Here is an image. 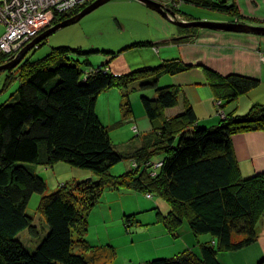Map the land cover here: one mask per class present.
<instances>
[{
    "label": "trees",
    "instance_id": "obj_1",
    "mask_svg": "<svg viewBox=\"0 0 264 264\" xmlns=\"http://www.w3.org/2000/svg\"><path fill=\"white\" fill-rule=\"evenodd\" d=\"M156 1L172 10L179 4L181 12L183 4H191L234 19L243 17L236 2L230 0ZM82 8L59 14L54 22L72 17ZM155 45L137 40L116 52L65 45L38 60L26 59L28 52L9 69L5 86L17 80L19 86L0 105V264H99L93 257L98 246L85 237L89 214L108 189L164 198L170 209L167 213L160 210L159 220L176 239L187 226L196 236L209 234L214 239L199 243L198 252L188 248L170 258L142 264H224L221 253L257 241L264 216V173L243 177L233 136L264 130V104H254L245 114L219 112L221 121L211 127L199 124L187 99L183 111L170 115L169 110L180 103V89L173 84L162 85L161 79L187 71L191 65L173 59L123 74L108 68L111 59L122 51ZM95 53L110 55L111 59L95 65L91 59ZM12 59L11 54H1L0 65ZM205 70L224 106L261 84L257 77L237 73L223 76L210 68ZM113 87L123 92L125 118L134 115L129 88L141 94L152 130L136 149L118 150L110 130L121 123L106 126L98 114L101 93ZM155 157L162 160L158 168L153 165ZM125 159L133 160L134 167L113 174V166ZM59 163L87 169L92 178H71L48 192V181L37 168L48 169ZM35 193L42 195L38 208L49 232L30 252L18 236L26 229L32 235L38 233L34 217L27 211ZM141 212L126 213L125 221L141 223L137 221ZM256 264H264V257Z\"/></svg>",
    "mask_w": 264,
    "mask_h": 264
},
{
    "label": "crops",
    "instance_id": "obj_2",
    "mask_svg": "<svg viewBox=\"0 0 264 264\" xmlns=\"http://www.w3.org/2000/svg\"><path fill=\"white\" fill-rule=\"evenodd\" d=\"M230 1L236 2L241 15H243L242 19H234L230 15L229 17H205L204 19L219 22H232L238 20L237 22L264 26V0ZM153 15L159 16V14L154 13ZM187 20L190 21L192 19ZM160 36L164 37L158 38L167 39H159L160 41L158 42L151 39L142 40H149L156 44L153 46L156 49V52L152 53V60H157V63L151 62V59L147 58L138 61V63L132 61L128 57L129 54H127L126 50L119 53L113 59L110 58L111 63L108 67L109 70L115 74H123L134 70L135 64L139 65L148 61L149 63L144 66H156L165 60L173 59H178L187 65H191L192 67L187 71L176 75H170V78L165 75L162 79L167 81L165 84H173L178 86L180 89L179 105L181 103L183 104L178 111H174L173 113L183 111L184 101L187 99L195 109L199 124L208 127L219 124L222 117L216 105V101L219 98L210 83L213 81V78L210 77L205 68H210L223 76L237 73L257 77L261 80L259 87L242 95L233 103L224 106L225 112L245 114L254 104H264V61L262 59V56L264 55V35L248 32L215 30L202 27H182L180 30H176L171 27L167 29V31L160 33ZM109 60L106 59L100 65ZM122 94V90L118 87H113L101 93L99 100L103 97L107 107H105L104 111H102L103 115H101V112L98 109V114L102 122L109 127L114 126L115 123H121L115 127L118 128L122 126L124 121L133 122L134 131L138 133V137H143V135L152 130V125L138 101V94L132 93L131 95L134 106V115L127 118L124 117L121 109ZM177 107L173 109H176ZM233 143L243 177H251L258 173H264V130L236 134L233 136ZM141 145L142 142L132 149H136ZM59 165L60 164H56L51 168L57 169ZM51 168L46 170H50ZM129 169H131V167H128V170ZM71 171L73 172L71 178L83 179L85 176L91 175L89 172H81L79 170H74V168H71ZM113 171L115 173L120 172L119 170H115V168H113ZM130 192L132 191H111V194L106 196V201H109L110 197H113L116 201L124 203L125 201L121 200L123 195ZM123 203L121 204L122 211L120 213L122 215H125L126 212H128L127 208L129 207H131L129 209L134 212L144 211L143 207L139 206V204L125 206V203ZM111 207L112 205L110 204V208ZM100 211L103 210L100 209ZM103 218L105 219L103 222H107L105 214H103ZM151 225H158L156 226V231L161 234V237L158 236L157 238V245L152 246L153 248H151L150 253L152 255H157L161 252H163V254L166 252L169 253V255H176L188 248H192L198 252L199 243L214 241L209 234L200 236L194 235L188 226L184 228L182 235L176 239L169 233L165 225L161 223L160 220H156L154 223H151ZM258 232V239L253 244L239 250L221 253L220 256L223 263L256 264L260 259H262L264 257V216L259 222ZM103 247L105 249V246ZM109 249H111L109 250V253H107L110 257L109 261L102 259V252H97V254L93 256L95 261L99 264H116L117 248L109 247Z\"/></svg>",
    "mask_w": 264,
    "mask_h": 264
},
{
    "label": "rangeland",
    "instance_id": "obj_3",
    "mask_svg": "<svg viewBox=\"0 0 264 264\" xmlns=\"http://www.w3.org/2000/svg\"><path fill=\"white\" fill-rule=\"evenodd\" d=\"M164 2L167 3V1ZM91 3L93 2L89 0L87 4L79 6L77 9L82 7L85 8ZM173 11L175 12V16L171 14L170 17L180 21H188L187 19H192L193 17H201L198 18V20H208L204 19L205 17H229L228 14L197 7L191 4H183L182 12L179 10L178 4ZM153 13L159 14V16L153 15ZM54 24L56 23L53 21L50 26L45 27L43 31L37 34V36ZM171 27L176 30H180L182 28L170 21L168 18L164 17L162 14L148 8L139 0H111L87 14L79 21L52 33L42 42V44L40 43V47L39 44L36 48L34 47V49L30 50L26 59L38 60L48 55L53 48L65 45L82 47L85 50L101 49L116 52L124 49L129 43H133V41L151 39L158 42L162 39H167L158 37H164L160 36V33L167 31V29ZM37 36H35L30 42H32ZM23 48L17 52L9 54L13 55L14 59ZM126 52L129 54L128 57L137 63L145 58L151 59V62L157 63V60H152V53L156 52V49L153 46L130 48L127 49ZM91 59L95 64L100 65L106 59L109 60L110 55L95 53L91 56ZM148 63L149 62L146 61L143 64H135L134 68L138 69L145 67L144 65ZM9 72L10 70H3L0 72V105L8 101L19 86L18 80L14 81L12 85L9 83L5 86L6 81L8 80L7 77ZM166 77L170 78V75H167ZM166 82L167 81L165 79H162L161 84L165 85ZM129 90L131 91V95L132 93L138 94V101L142 106L143 111H145L141 101L140 92H135V90L132 91L131 88H129ZM98 103L97 111L99 109L101 115H103L102 111H104V108L107 107L104 98H100ZM182 104L183 103H181L176 109L169 111L170 115L177 114L173 112L178 111ZM216 105L219 112L223 111L224 104L221 100L218 99L216 101ZM224 113L226 112L224 111ZM133 125V122L124 121L121 127L110 130L111 138L118 150L128 151L142 142L143 137H138V133L134 131ZM59 164L60 165L57 169L51 168L50 170H46L41 166L37 168V172H39L48 181V192H53L59 186L60 182L72 177L73 172L71 171V168L81 172L91 173V171L87 169L78 168L67 163ZM153 165L156 168L160 167L162 165V160L155 157L153 159ZM128 167H134L133 160L125 159L116 164L113 168H115V170H119L120 172L115 173L112 169V173L115 175L125 173L128 171ZM90 177L92 176H85L83 179ZM111 191L113 190H106L98 207H95L93 211L90 212L88 218L89 228L85 237L91 245L98 246L97 252L103 253L102 259L108 261L110 260V257L107 255L109 250H111L109 247L117 248L116 264H142L145 261L172 257L173 255H169V253L166 252L165 254L161 252L157 255H152L150 253L151 248H153L152 246L157 245L156 241L158 236L161 237V234L156 231V226L158 225H151V223L159 220L160 210H162L163 213H167L169 211V203L164 198L156 195H154L151 199L148 198V195L140 192L132 191L130 193H125L121 199L122 201H125V206L139 204V206H142L144 210L137 215V221H140L141 223L135 224L134 220L128 223L125 221V215L120 214L122 211L121 204L123 202L116 201L113 197H110V200L106 201V196L111 194ZM41 197V194L35 193L29 202L27 210L28 213L34 217V223L38 228V233L36 235H32L30 231L26 229L18 236L30 252H34L37 249L38 245L49 232L48 224L38 208ZM110 204L112 205L111 208ZM129 208H127L128 212L126 213H129V211L130 213H134V211ZM100 209L103 211H100ZM103 214H105L107 222H103L105 220L103 218ZM103 246H105V249L108 251L105 250ZM79 250L80 249L77 248L76 252ZM88 255L92 256L93 254L90 252Z\"/></svg>",
    "mask_w": 264,
    "mask_h": 264
},
{
    "label": "built area",
    "instance_id": "obj_4",
    "mask_svg": "<svg viewBox=\"0 0 264 264\" xmlns=\"http://www.w3.org/2000/svg\"><path fill=\"white\" fill-rule=\"evenodd\" d=\"M89 0H0V55L19 51L56 16ZM175 16V15H174ZM264 61V55L262 56ZM224 115V112L221 111Z\"/></svg>",
    "mask_w": 264,
    "mask_h": 264
},
{
    "label": "water",
    "instance_id": "obj_5",
    "mask_svg": "<svg viewBox=\"0 0 264 264\" xmlns=\"http://www.w3.org/2000/svg\"><path fill=\"white\" fill-rule=\"evenodd\" d=\"M110 1L111 0H96L90 5L86 6L76 15L54 24L53 26L42 32L40 35H38L32 42L27 44L14 59H12L6 64L0 65V72L3 70L12 69L15 66H17L30 50H32L34 47H37L40 43L46 40L52 33L56 32L57 30L63 27H66L68 25H71L79 21L87 14L91 13L95 9L99 8L100 6ZM139 1L143 2L149 8L159 12L164 17L168 18L170 21H172L173 23H175L180 27H202V28H211L215 30L248 32V33H255L258 35H264V26L262 25H253L244 22H219V21H210V20L180 21V20L172 19L170 16L171 14L175 15V12L171 8L165 7V5H163L159 1L156 0H139Z\"/></svg>",
    "mask_w": 264,
    "mask_h": 264
},
{
    "label": "bare ground",
    "instance_id": "obj_6",
    "mask_svg": "<svg viewBox=\"0 0 264 264\" xmlns=\"http://www.w3.org/2000/svg\"><path fill=\"white\" fill-rule=\"evenodd\" d=\"M83 9V8H82ZM150 195V194H149Z\"/></svg>",
    "mask_w": 264,
    "mask_h": 264
}]
</instances>
